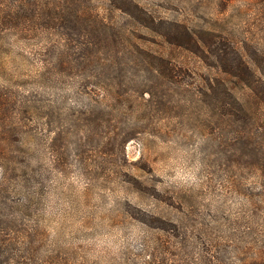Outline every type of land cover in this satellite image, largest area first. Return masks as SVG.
Returning <instances> with one entry per match:
<instances>
[{
  "label": "rangeland",
  "instance_id": "1",
  "mask_svg": "<svg viewBox=\"0 0 264 264\" xmlns=\"http://www.w3.org/2000/svg\"><path fill=\"white\" fill-rule=\"evenodd\" d=\"M135 1L166 21L160 30L184 24L198 39L215 29L250 52L264 49V0ZM93 3L121 35L93 44L87 61L75 62L78 50L61 40L46 50V35L13 43L5 58L10 81L0 85L22 112L0 141L9 151L0 264H201L198 249L172 237L178 219L201 230L200 240L263 243L264 165L238 155L224 97L209 89L236 79L213 66L212 53L111 10L118 0ZM151 54L171 61L175 77L148 66ZM48 70L55 83L40 78Z\"/></svg>",
  "mask_w": 264,
  "mask_h": 264
},
{
  "label": "trees",
  "instance_id": "2",
  "mask_svg": "<svg viewBox=\"0 0 264 264\" xmlns=\"http://www.w3.org/2000/svg\"><path fill=\"white\" fill-rule=\"evenodd\" d=\"M93 1L0 0V78L2 82L9 85L10 78L7 77L5 70L7 66L5 58L9 56L13 43L18 45L19 41L25 42L29 39L50 36L53 42L46 50L54 48L61 40L65 50H78L73 51L76 52L74 61L77 62L83 57L87 61L93 44L118 40L121 28L113 25L106 13H102ZM111 5V10L119 11L120 14L124 12L129 17L137 18L142 26L160 33L170 43L185 46L193 51L200 49L205 56H208L206 54L208 51L217 57L213 66L235 78L237 82L235 87L219 82L220 91L219 87L213 86L209 81V89L214 94L223 95L224 112L228 114L231 125L237 128L233 145L236 146L239 156L245 155L250 159L259 158L264 165V71L261 69V64H264V49L258 46L251 47L250 52L249 47L235 43L227 34L223 37L215 29L206 30L198 39L184 24H180L182 30L180 28L173 30L170 26L160 30L159 24H165L166 21L160 19L157 24L156 16L135 0H124V2L118 0V3ZM183 40H187L186 43ZM80 53H82L81 56ZM63 56L62 54L60 60L62 63L59 64L65 65ZM131 58L136 59L138 56L132 52ZM151 58L152 61L147 63L148 66L155 67L160 74L175 77V69L171 61L157 54H151ZM141 61L144 62V59ZM250 61L253 62L254 67L251 66ZM50 73V70L43 71L40 78L44 82L55 83V75ZM4 86L0 85V141L7 143L14 127L10 121L16 120L17 113H21L22 108L15 100V93ZM246 87L250 89V94L247 96L243 95V89ZM14 122L16 124L14 129L17 131L18 122ZM132 138H135V135H128L125 141ZM8 155V149L0 145L2 170L5 168L2 161L6 160ZM3 172L0 180L6 178V173L4 170ZM172 226L174 231L172 237L184 246L191 245L194 249H198L201 264H264V242L236 240L234 235L228 238L224 235L212 237L207 233L204 239L200 240L198 234L201 230H190L188 223L183 220H173ZM44 264H53V262L45 260Z\"/></svg>",
  "mask_w": 264,
  "mask_h": 264
}]
</instances>
